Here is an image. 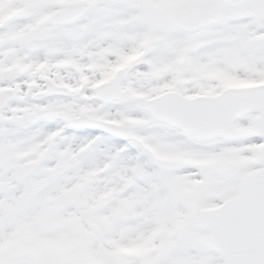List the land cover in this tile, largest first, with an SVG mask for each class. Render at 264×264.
Returning <instances> with one entry per match:
<instances>
[{"label":"snow or ice","instance_id":"obj_1","mask_svg":"<svg viewBox=\"0 0 264 264\" xmlns=\"http://www.w3.org/2000/svg\"><path fill=\"white\" fill-rule=\"evenodd\" d=\"M0 264H264V0H0Z\"/></svg>","mask_w":264,"mask_h":264}]
</instances>
